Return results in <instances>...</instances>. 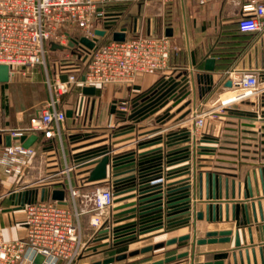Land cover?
Wrapping results in <instances>:
<instances>
[{
  "label": "crops",
  "instance_id": "0c3cea01",
  "mask_svg": "<svg viewBox=\"0 0 264 264\" xmlns=\"http://www.w3.org/2000/svg\"><path fill=\"white\" fill-rule=\"evenodd\" d=\"M240 9L241 0H211L205 4H199L196 0H139L137 3L134 0L130 1L117 11L110 37L113 39L112 32L123 27L126 28V38L136 35L154 37L167 35L177 47L172 52L170 67L154 75H140L130 85L96 87V92L92 95L84 94V87L74 85L64 96L60 106L66 112L73 111V115H67L63 123L64 150L70 164L82 162L73 171L75 182L82 188L81 206H86V203H83L84 195H91L98 186L96 182L85 179L86 170L92 168L93 164H86L84 160L112 145L117 149L113 151L111 159L114 162L113 166L118 168L113 170L110 181L112 180L114 187L121 186L120 189L133 188L134 190H130L132 191L130 194H135L132 199L141 200L138 213H143L136 219L140 220L139 224H128L134 219H125L122 220V224L128 225L113 231L117 237L128 238L122 240L123 243L133 239L131 237L135 232L133 227L142 226L139 231H145L162 225L164 222L159 219H166L165 216L170 217L168 222L187 217L185 211L188 208L185 205L188 203V197L198 202L197 211L203 212L204 219L198 220L197 225L199 227L204 223L203 225L207 226L206 231L240 229V220L245 219L247 205L251 219L250 224H247L245 219L247 242L249 245L248 226H251L255 253L250 247V258H246L243 249L244 261L241 262L238 255V262L235 263L232 256L236 249L235 236L232 235L228 242L200 245L203 255L198 256L197 261L224 260L223 264H264V237L261 229L264 220L260 219L258 206L261 202L264 211V143L259 144L264 141V136L260 137V134L255 132L250 133L247 126L253 121L256 123L252 119L257 117L258 111L254 104L244 102L219 110L214 118H206L198 149L200 152L196 174L190 170L192 153L187 130L175 126V121L139 130L138 136L144 138L128 145H125L127 141L124 143L123 141L135 137V131L125 127L108 126L118 119H124V115L130 113L120 109L121 104L128 98L131 99L138 94L146 96L151 92H154L151 98L159 97L176 81L179 85L171 92L175 89L186 92L185 102L188 104L184 109L185 113L182 110L177 113L176 116L181 117L192 110L210 109L219 96H226L228 80L225 74L233 66H252L261 70L264 78V30L258 33L240 32L237 27ZM97 24L99 28L103 27L102 22L98 21ZM66 50L69 49L50 47L53 53H63ZM207 58L215 59L213 70L205 68ZM43 90H47L49 96L45 79L42 80L36 72L29 76L15 74L9 81L0 82V129L8 131L27 127L31 117L38 113L42 105V103L39 105V99ZM261 97L260 113L264 119V94ZM154 99L134 102L133 112ZM130 115L131 113L128 117ZM261 122L257 124L264 123ZM5 131L0 132V144L9 142L7 139L9 133ZM249 136L258 138L252 140L248 138ZM32 145L36 148V153L29 158L22 175H7L0 165V236L5 239L25 237V204L37 198L49 196L53 198L56 189L54 190L53 179L49 176L60 170L64 164L63 151L57 139L47 141L42 135H38ZM161 175L167 177L166 182L159 181ZM213 176L216 179L215 197L212 194ZM207 178L209 197L206 191ZM107 182L110 184L109 178ZM254 204L258 220H254ZM233 205L236 206L235 219L232 218ZM207 207L210 209L209 221L206 219ZM214 207L216 220L212 219ZM119 211L115 206L108 211L113 222L120 218L116 215ZM90 216L91 213L84 214L82 219L86 240L102 235L90 224ZM186 223H183L184 226L180 230L164 232L158 229L150 232L144 235L150 238L142 241L148 243L142 245L166 242L170 238L185 234L193 235L192 225L185 226ZM257 225L260 226L258 231ZM201 234L196 236L203 237ZM188 242L189 240L166 244L152 250L160 251V255L155 256L150 263L188 250V245L179 247L186 243L191 246L192 239ZM169 264H190V261L182 259L180 262Z\"/></svg>",
  "mask_w": 264,
  "mask_h": 264
},
{
  "label": "built area",
  "instance_id": "2783aa9c",
  "mask_svg": "<svg viewBox=\"0 0 264 264\" xmlns=\"http://www.w3.org/2000/svg\"><path fill=\"white\" fill-rule=\"evenodd\" d=\"M130 1L133 0H0V64L9 66L10 77L15 74L29 76L35 73L36 68H43L49 91L48 99L42 103L38 113L31 117L27 127L8 131L0 129V132H8L12 138L10 144H0V165L7 175L20 176L29 158L36 153L32 144L24 145L22 137L26 139L36 134L42 135L47 141L57 139L63 151L64 164L49 177L53 179L54 190H63L67 194L62 200L49 196L25 204L26 235L20 239L0 236V264H33L37 254L44 256L40 264H77L87 248L82 224L84 214L91 213L90 224L99 233L103 230L109 232L114 224L108 211L116 207L117 203L120 204L116 201V192L124 190L120 189L121 186L114 187L110 181L113 170L118 167L113 166L111 159L107 177L93 181L98 186L91 195H84L83 203L86 206H81L82 188L75 182L73 171L82 162L70 164L67 160L63 133L67 112L60 104L74 85H130L140 75H154L170 67L172 52L177 47L167 35H136L122 41L110 37L106 42L101 41V38L111 35L117 11ZM196 1L205 4L211 0ZM240 10L241 15L237 20L240 32L258 33L264 30V0H241ZM98 21L103 23L102 28L98 27ZM75 28L79 29L80 36L98 38L89 53L79 48L81 52L90 55L86 67L80 73V67L74 61H68L61 63L55 73L51 74L47 61L51 43L67 46L74 38L70 31ZM96 29L105 30L106 35L98 36ZM261 72L252 66L229 68L225 77L231 84L227 86L226 96H219L210 109L189 111L174 123L187 130L192 153L191 173L196 174L198 167V149L206 118H214L219 110L244 102L254 104L259 112L254 119L256 123L253 121L254 126L249 128L260 134V137L263 136V124H257L263 120L260 111L264 78ZM63 74L67 75L65 80L61 79ZM126 105L123 102L120 109L127 112ZM120 124L121 120L109 123L108 126L118 128ZM143 138L140 135L133 136L123 143H137ZM116 149L112 145L105 150H108L112 158ZM97 158L87 157L84 162L94 167L92 161ZM92 168L86 170V180ZM166 179L165 175H161L159 181L166 182ZM191 248L189 253L196 256V248Z\"/></svg>",
  "mask_w": 264,
  "mask_h": 264
},
{
  "label": "water",
  "instance_id": "95a60500",
  "mask_svg": "<svg viewBox=\"0 0 264 264\" xmlns=\"http://www.w3.org/2000/svg\"><path fill=\"white\" fill-rule=\"evenodd\" d=\"M126 28L123 27L121 30L119 31H113L112 32V37L114 40H119L122 41L126 38ZM96 34L98 36H105L106 35V31L102 30V29H96L95 30ZM98 39V38H97ZM97 39H90L84 35L78 37V38H72L70 40V42L68 43V45H61L55 42L51 43V49H68V48H73V47H79L84 49L85 51H87V53L90 52L91 49H93L96 45V41ZM205 68L207 70H213L215 68V59L214 58H207L205 60ZM67 78L66 74H63L61 76L62 80H65ZM10 80V69L9 66L7 64H0V82H7ZM231 82L228 81L227 85H230ZM177 85H179V82L176 81L175 83H173L171 86H169L159 97H157L156 99H154L153 101H150L149 103H147L146 105L142 106L141 108L137 109L134 113H132L129 118H133L136 115L140 114L141 112L145 111L146 109H148L149 107H151L152 105H154L156 102H158L161 98H163L166 94H168L172 89H174ZM185 87H183V89H185ZM96 92V87L91 86H85L83 88V93L87 94V95H92L95 94ZM137 105V104H136ZM182 109V108H181ZM180 109V110H181ZM179 110V111H180ZM155 111H157V109L151 111L149 114L144 115L143 118L148 117L150 114H153ZM67 115L68 116H72L73 115V111L72 110H68L67 111ZM174 116V115H173ZM184 116L181 115L182 118ZM253 120L255 118H252ZM264 120V119H263ZM165 122V121H163ZM247 124V123H246ZM247 126H254V124L252 123H248ZM264 128V125L263 127ZM248 131V130H247ZM250 133H254L255 131L249 130ZM264 136V134H263ZM38 135L36 134H32L29 137H27L25 139V137H22V139L24 140V145L25 146H30L36 139H37ZM249 139H256L257 137H248ZM7 139L9 140L8 144L11 143V136L9 135L7 137ZM264 143V141H263ZM108 150H104V151H100L95 153L94 155H92L93 157H98L95 161H92L95 165L94 167L90 170L89 175H88V180L89 181H100V180H104L107 177L108 174V165L111 162V156L109 153H107ZM100 156V157H99ZM207 177H209V175L207 174ZM207 197L210 196V192H209V179L207 178ZM215 176H213V196L215 197ZM214 187V188H213ZM130 190H134L132 189H125V190H120L118 191V193L116 194H121V196L116 199L117 202H119L120 204L117 205L115 207L116 210H120L118 213H116L117 216H119L120 218L118 219L120 220H125V219H134V221L128 223V224H139V221H137V217L142 214L138 213L139 211V202L141 200H134L132 199L133 197H135V194H130V195H126V193L130 192ZM191 193V191H187V193ZM124 194V195H122ZM65 192L63 190H55L53 193V198L54 199H60L62 200L64 198ZM188 203L185 205V207L188 208L187 211H185V213L187 214V217L178 220V221H173V222H168L167 220L170 219V217H166L159 219V221H163L164 223L162 225H160L159 227H153L150 229H146L145 231H142V233H147V232H153L155 230L158 229H162L164 230V232H169L171 230L180 228L178 227L179 224L187 222L185 224L186 225H192L193 230H194V235L192 237V242H191V246L195 249L197 245H202V244H206V243H218V242H228L231 240V236L234 235L235 236V247L236 249L233 251V260L234 262H238V255L239 258L242 261H244V256H243V249H245V255L246 258H250V250L249 248L252 247V252L255 253V249L252 246L254 244V238H253V230L251 226H248V233H249V239H250V244L248 245L247 242V233H246V223L250 224L251 223V219H250V214H249V208L246 205L245 206V219H246V223H245V219L242 218L240 220V229L237 230H232V229H222V230H217V229H210L208 231H206L205 233V237H197V232H198V225H197V221L198 220H203L204 219V214L202 211H197V201H192L191 197L187 198ZM24 204V201H23ZM259 206V210H260V219L263 221L264 220V211H263V207H262V203L259 202L258 204ZM215 208V207H214ZM236 206L233 205V214H232V218L235 219L236 217ZM253 214H254V220H258L257 217V209H256V205H253ZM162 215V214H161ZM122 216H127V217H122ZM206 219L209 221L210 219V209L209 207H207V215H206ZM213 220H216V208H215V213L212 217ZM145 220V219H141ZM125 224V225H128ZM124 224L120 225V226H125ZM119 226V227H120ZM184 226V224H183ZM118 228V227H117ZM138 227H133V230H136ZM139 228H142V226H139ZM257 231L260 230V226L257 225L256 226ZM262 232H263V237H264V224L261 226ZM108 230H103L101 233H107ZM141 237H138L137 239H139ZM191 238L190 234H185V235H181L178 237H173L168 239L166 242L165 241H160L154 245H147L144 246L140 249H133L130 250L128 252H123V253H119L116 254L115 256H109L106 257L102 260H98L92 264H112L115 261H119V260H123L126 259L128 257H133L136 255H139L140 253H146L149 251H152L154 249H159L161 247H164L166 244L171 245V244H175L178 242H183V241H188ZM259 238H260V234H259ZM243 241V243H242ZM261 251L263 252V249H261ZM201 254H203V252H198L196 253V256L194 253L190 254L188 251H184L175 255H170L168 257H166L165 259H160L157 261H154L153 263H147V264H169V263H177L180 262L182 259H188L190 261V264H223L224 260H208L205 262H199L197 261L198 256H200ZM44 256L42 254H37L35 259H34V263L33 264H40L43 260Z\"/></svg>",
  "mask_w": 264,
  "mask_h": 264
},
{
  "label": "rangeland",
  "instance_id": "374dc122",
  "mask_svg": "<svg viewBox=\"0 0 264 264\" xmlns=\"http://www.w3.org/2000/svg\"><path fill=\"white\" fill-rule=\"evenodd\" d=\"M135 3L139 2V0H134ZM71 36H73L74 38H78L80 36V31L73 29L70 31ZM103 39V40H102ZM110 39V36H105L103 38H101L102 42H106ZM69 50L63 53H53L51 51H48V55H47V61H48V66H49V70L52 74V72H55L57 70V68L60 66L61 63H65L68 61H74L76 63V65L78 67H80V73L84 70V68L86 67L90 55H87L83 52H81L79 50V47H73V48H68ZM37 75H40L42 77V80L45 79V75H44V69L41 67L36 68L35 70ZM45 85V84H44ZM166 90V89H165ZM181 90V89H180ZM178 89H175L174 91H170L168 94L165 95V97L160 100L156 105H152L151 107H149V109L144 112L143 114H138L133 118H129L128 115L133 112V103L138 101V102H144L148 99H154L156 98L155 96H153L152 98L150 97L151 95H153L151 93H148L146 96H144L143 94H138V95H134L133 98H128L126 101L127 105V111H130V113H128V115H124V119H120L122 121V124H120V127H125V128H130L131 131H135L136 137L138 136V131L142 130L143 128L146 127H159L162 125H165L167 122H176V118H179V116L177 117V113L184 111L185 107L188 105L186 104V92L184 91H180ZM40 103L39 105H41V103H43L44 101H46L48 99V93L47 90L46 91H42L41 95H40ZM150 101V100H149ZM182 108V109H181ZM157 109V111H155L153 114H150L148 117L143 118L144 115L149 114L151 111ZM181 109V110H180ZM180 110V111H179ZM136 111V110H135ZM134 111V112H135ZM133 112V113H134ZM185 113V111L183 112ZM174 115V116H173ZM175 118V120H174ZM119 121V119L117 120ZM115 121V122H117ZM161 121H165L162 122ZM264 122V120H262ZM264 125V123H263ZM262 125V127H263ZM264 131V128H263ZM257 139V138H256ZM264 140V139H263ZM261 142H259L260 144ZM197 173V170H196ZM91 190V188L89 189ZM118 193V192H116ZM121 196V194H117V199ZM117 205H119L117 203ZM116 218V217H115ZM198 223V221H197ZM115 224V225H114ZM114 224L112 227H110V231L108 233H103L101 236H98V238H92V239H88L87 240V248L84 251V253L81 255V258L79 259L77 264H92L98 260H102L106 257L109 256H115L116 254L119 253H123V252H128L130 250L133 249H140L146 245H142V244H146L147 242H143V240H148L150 238V236L144 237V235L146 236L147 234H150L149 232L147 233H142V231H139V226H137L138 228L135 230V232L131 235V237L133 238L132 240H127L126 242H122V240L128 239L126 238H119L117 237V234H114L113 231L114 230H119L122 229L123 226L122 225V220H117L115 219ZM204 223H201L198 229L197 234H201L204 235L203 237H205V231L207 230L206 227L203 225ZM120 226V227H119ZM118 227V228H117ZM180 228L174 229V230H180L183 227V223L179 224ZM173 230V231H174ZM191 231L193 232L194 235V230L193 227L191 229ZM90 232V231H88ZM171 232V231H169ZM91 233V232H90ZM122 233H119V235H121ZM191 238L193 237L192 234ZM139 236H142L141 238L137 239ZM199 238V237H198ZM189 239V242H190ZM188 242V243H189ZM135 243V244H134ZM132 245V246H131ZM185 245H188L187 247H189L188 252H190L192 250V248H190L191 246L189 244H181L179 247H183ZM201 246L197 245L196 246V251L197 252H202L201 250ZM209 254V253H208ZM160 255V251L159 252H146L143 254H139L133 257H128L126 259L123 260H119V261H115L112 264H143L144 262L150 263V260L152 261V259L155 256ZM203 255V254H201ZM200 255V257H201ZM168 256V255H167ZM166 258V257H165ZM199 258V257H198ZM157 261V260H156ZM144 263V264H147Z\"/></svg>",
  "mask_w": 264,
  "mask_h": 264
},
{
  "label": "flooded vegetation",
  "instance_id": "af4514ba",
  "mask_svg": "<svg viewBox=\"0 0 264 264\" xmlns=\"http://www.w3.org/2000/svg\"><path fill=\"white\" fill-rule=\"evenodd\" d=\"M129 194L132 193V191L128 192Z\"/></svg>",
  "mask_w": 264,
  "mask_h": 264
}]
</instances>
